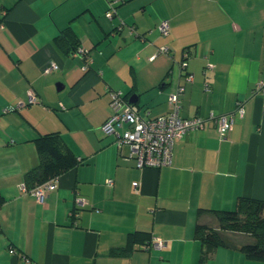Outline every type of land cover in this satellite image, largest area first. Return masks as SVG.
<instances>
[{
    "label": "crops",
    "instance_id": "obj_1",
    "mask_svg": "<svg viewBox=\"0 0 264 264\" xmlns=\"http://www.w3.org/2000/svg\"><path fill=\"white\" fill-rule=\"evenodd\" d=\"M107 8V0H0V264H199L196 225L215 220L200 209L264 200V92H255L264 80V0H120L111 19ZM66 28L88 49L86 70L57 37ZM161 46L168 51L156 53ZM183 60L192 81L179 76ZM51 62L58 68L44 73ZM178 80L180 116H202L205 126L175 140L170 164L139 168L129 146L101 128L109 91L155 117L169 110ZM30 90L37 102H28ZM238 101L244 114L221 138L210 114ZM50 132L76 163L52 177L39 203L20 185L40 162L34 139ZM132 232L164 246L144 249ZM224 237L204 264H264L240 250L248 236Z\"/></svg>",
    "mask_w": 264,
    "mask_h": 264
},
{
    "label": "built area",
    "instance_id": "obj_2",
    "mask_svg": "<svg viewBox=\"0 0 264 264\" xmlns=\"http://www.w3.org/2000/svg\"><path fill=\"white\" fill-rule=\"evenodd\" d=\"M119 1L120 0H107L108 8L106 10V16L108 18L111 19L117 15L116 7ZM118 18L117 28L122 29L125 22L120 17ZM129 29L134 34H137L132 25L129 26ZM158 29L162 35H167L170 31L169 21L166 19L161 20L158 24ZM167 51L168 48L166 46H161L157 48L156 53H166ZM156 53L151 55L150 58H153ZM73 55H78L83 58V69L88 67L89 57L87 48L78 46L73 52ZM185 66L186 61L183 60L179 64V76L184 78L185 81H192L193 75L183 71ZM206 66L210 68L212 64L207 63ZM55 68H58V65L55 62H51L48 66L44 67L42 71L47 73ZM184 90V84L178 80L173 91L168 94L169 110L155 117H143L132 107L131 103L128 102L120 90L111 89L109 91L110 114L103 122L101 128L106 134L113 135L114 142L118 147L123 145L129 146L127 158L132 159L137 167H159L170 164L175 140L181 138L189 131L203 128L207 121V119L202 116H180V95ZM205 90H209L208 84H205ZM259 90L264 92V80H259L257 82L255 92ZM28 102H37L36 95L32 90L28 92ZM243 114V101H238L234 111L218 115L211 113L210 118L215 119L219 136L223 138L232 129L234 117H242ZM56 179L57 178L48 179L31 188L29 191L39 203H42L47 191L56 186ZM106 182L108 185H111L112 179L108 178ZM133 185L137 186L138 182H133ZM20 188L22 191L27 190L24 183L20 185ZM77 202L79 205L85 204L82 198H77ZM70 214L72 216L77 215L76 211ZM163 246L164 241L155 237L142 245V247L147 250L151 248L158 249Z\"/></svg>",
    "mask_w": 264,
    "mask_h": 264
},
{
    "label": "trees",
    "instance_id": "obj_3",
    "mask_svg": "<svg viewBox=\"0 0 264 264\" xmlns=\"http://www.w3.org/2000/svg\"><path fill=\"white\" fill-rule=\"evenodd\" d=\"M57 37L68 45V51L73 55L79 46L76 35H73L66 28L60 31ZM34 141L40 162L36 168L26 174L24 184L27 189H31L54 176L56 177L76 163L74 154L63 142L59 133H46L36 137ZM2 201L3 197L0 194V204ZM200 211L211 212L216 220L217 228L208 227L204 224L196 225L195 235L202 245L199 264H204L208 254L216 247L226 245L224 233L227 232H237L248 236L249 239L241 245L240 250L250 259L264 261V200L239 196L233 209H200ZM130 238L132 242L144 240L143 244L152 240L151 236L143 232H132Z\"/></svg>",
    "mask_w": 264,
    "mask_h": 264
},
{
    "label": "rangeland",
    "instance_id": "obj_4",
    "mask_svg": "<svg viewBox=\"0 0 264 264\" xmlns=\"http://www.w3.org/2000/svg\"><path fill=\"white\" fill-rule=\"evenodd\" d=\"M201 224H204V225H206V226H208V227H213V228H217V223H216V221L214 220V219H212L211 217H210V219H206V221H204L203 223H201ZM225 234V233H224ZM225 239V238H224Z\"/></svg>",
    "mask_w": 264,
    "mask_h": 264
},
{
    "label": "water",
    "instance_id": "obj_5",
    "mask_svg": "<svg viewBox=\"0 0 264 264\" xmlns=\"http://www.w3.org/2000/svg\"><path fill=\"white\" fill-rule=\"evenodd\" d=\"M133 100H132V98L130 97L129 99H128V102L129 103H131Z\"/></svg>",
    "mask_w": 264,
    "mask_h": 264
}]
</instances>
